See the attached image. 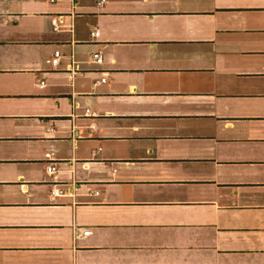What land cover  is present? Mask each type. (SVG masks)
<instances>
[{
  "label": "crops",
  "instance_id": "obj_1",
  "mask_svg": "<svg viewBox=\"0 0 264 264\" xmlns=\"http://www.w3.org/2000/svg\"><path fill=\"white\" fill-rule=\"evenodd\" d=\"M98 1L0 0V264H264V0Z\"/></svg>",
  "mask_w": 264,
  "mask_h": 264
},
{
  "label": "built area",
  "instance_id": "obj_2",
  "mask_svg": "<svg viewBox=\"0 0 264 264\" xmlns=\"http://www.w3.org/2000/svg\"><path fill=\"white\" fill-rule=\"evenodd\" d=\"M50 1H52V0H50ZM105 0H99L98 2H97V5H100L101 3H103ZM57 20H58V17L57 18H55V17H53L52 19H51V23L53 24V26L54 27H57ZM92 36H96L97 35V31H93L92 33ZM59 58H60V55H59V53H55L54 54V56L51 58V64L53 65V66H55L57 63H58V61H59ZM91 58H92V61L93 62H95V63H101L102 62V56H101V53H100V51H95V52H93L92 54H91ZM105 81V78L104 77H102L98 82H104ZM42 82L41 83H39L38 85L39 86H42ZM93 125H91L90 127H92ZM52 153H50V152H46L45 154H44V157H45V159L47 160V161H49V163L47 164V166H46V173L47 174H51V173H53L54 171H55V165H54V162H53V159H52ZM62 192V190L61 189H52V194H54V195H57V194H59V193H61ZM90 233V230L89 229H86V228H82L81 229V231H80V233L79 234H77L76 236L77 237H84V236H86V235H88Z\"/></svg>",
  "mask_w": 264,
  "mask_h": 264
}]
</instances>
